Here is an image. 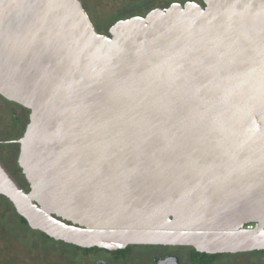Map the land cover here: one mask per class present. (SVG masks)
Listing matches in <instances>:
<instances>
[{
    "label": "water",
    "instance_id": "95a60500",
    "mask_svg": "<svg viewBox=\"0 0 264 264\" xmlns=\"http://www.w3.org/2000/svg\"><path fill=\"white\" fill-rule=\"evenodd\" d=\"M0 96L29 112V190L0 161V196L31 230L264 251V0L173 4L109 36L80 0H0Z\"/></svg>",
    "mask_w": 264,
    "mask_h": 264
},
{
    "label": "flooded vegetation",
    "instance_id": "af4514ba",
    "mask_svg": "<svg viewBox=\"0 0 264 264\" xmlns=\"http://www.w3.org/2000/svg\"><path fill=\"white\" fill-rule=\"evenodd\" d=\"M80 1L96 32L100 35L109 36L112 25L120 20L144 17L154 10L168 9L173 4L199 3L202 0H117L119 3L117 8L110 14H108L109 8L107 9L105 2H102L103 0L95 1L96 4L93 0ZM28 122L29 112L26 109L0 96V161L15 180L17 173H21L17 165L18 141L23 136ZM9 206L6 201L7 209L4 208L6 210L0 212V226L2 227V224L6 223V227H9L10 222L7 215H11L12 219L14 218L16 231L13 229L14 226L11 225L10 235L6 234V242H12L16 234V254L21 255L20 245L23 249L26 225L13 207L11 208L12 213H10ZM28 230L31 233L38 234L43 240L54 246V250L47 254L50 255V258L46 259V264H214L217 257L216 254L199 253L191 247L180 246L133 244L112 251L99 248H80L54 242L38 232ZM3 247L4 249L0 250V264H14L8 260V245ZM183 253L188 255L187 263L183 261Z\"/></svg>",
    "mask_w": 264,
    "mask_h": 264
},
{
    "label": "rangeland",
    "instance_id": "374dc122",
    "mask_svg": "<svg viewBox=\"0 0 264 264\" xmlns=\"http://www.w3.org/2000/svg\"><path fill=\"white\" fill-rule=\"evenodd\" d=\"M97 2L98 0H93ZM105 2V6L107 9L109 8V13L114 12L119 4L117 0H103ZM96 4V3H95ZM12 168V167H11ZM14 168V167H13ZM17 170V169H16ZM15 171V169H14ZM16 181L22 188H25V182L21 173H17ZM6 199L0 196V212H4L6 210ZM8 202V201H7ZM9 203V202H8ZM10 205V203H9ZM6 208V209H4ZM12 206L10 205L8 210L12 213ZM7 219L10 222L6 227V223L0 226V250L4 249L3 246L8 245V257L10 263H22V264H46V259L50 258L48 253L54 250V246L50 243H47L45 240L38 236V234L31 233L28 229L25 228L24 239H23V249L20 245L21 255H17V242H16V234L14 235L13 241L6 242V234L10 235V226H14V231H16V223L14 222V218H11V215H7ZM13 222V223H12ZM12 223V224H11ZM5 225V226H4ZM7 232V233H6ZM22 239V238H21ZM19 248V247H18ZM185 263H187L188 255L183 253ZM214 264H264V253H244V254H235V255H220L215 258ZM51 260V259H50ZM52 261V260H51Z\"/></svg>",
    "mask_w": 264,
    "mask_h": 264
},
{
    "label": "trees",
    "instance_id": "16d2710c",
    "mask_svg": "<svg viewBox=\"0 0 264 264\" xmlns=\"http://www.w3.org/2000/svg\"><path fill=\"white\" fill-rule=\"evenodd\" d=\"M19 169V168H18ZM23 177V176H22ZM23 180H24V178H23ZM24 182H25V180H24ZM25 185H26V187L25 188H23L24 190H29V188H28V184L25 182ZM2 197V196H1ZM8 201V200H7ZM11 205V204H10ZM23 219V218H22ZM24 220V219H23ZM24 223H25V225H26V227L28 228V229H30L28 226H27V224H26V222H25V220H24ZM251 227H254V225H250ZM31 230V229H30ZM33 231V230H32ZM36 232V231H35ZM39 233V232H38ZM39 234H41V233H39ZM42 236H44V237H46V238H48L47 236H45L44 234H41ZM48 239H50V238H48ZM50 240H52V239H50ZM53 241V240H52ZM54 242H56V241H54ZM57 243H62V242H57ZM62 244H64V243H62ZM252 253H264V251H261V252H252ZM217 256H220V255H217Z\"/></svg>",
    "mask_w": 264,
    "mask_h": 264
},
{
    "label": "built area",
    "instance_id": "2783aa9c",
    "mask_svg": "<svg viewBox=\"0 0 264 264\" xmlns=\"http://www.w3.org/2000/svg\"><path fill=\"white\" fill-rule=\"evenodd\" d=\"M249 228H252V227H249Z\"/></svg>",
    "mask_w": 264,
    "mask_h": 264
}]
</instances>
